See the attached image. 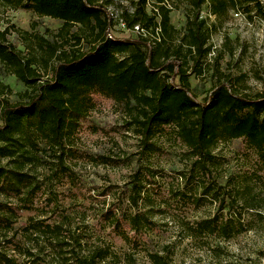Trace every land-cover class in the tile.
<instances>
[{
	"label": "trees",
	"instance_id": "16d2710c",
	"mask_svg": "<svg viewBox=\"0 0 264 264\" xmlns=\"http://www.w3.org/2000/svg\"><path fill=\"white\" fill-rule=\"evenodd\" d=\"M129 1L133 10L125 9L115 20L109 10L113 0H0L2 7L33 10L62 23L53 37L27 33L25 54L14 42L8 43L5 31L0 30V62L26 87L14 100L0 93V194L13 198L0 199V264H115L109 248L85 250L64 222L51 223L48 217L26 228L48 238L50 260L30 247L17 249L12 234L18 214L29 209L28 203L41 190L32 173L36 161L53 165L54 174L74 181L68 164V136L101 103L116 104L127 112L128 124L139 135L144 155L160 151L154 137L173 126L203 173H211L217 157L214 149L226 139H246L264 162V90L255 94L239 91L231 75L219 72L200 100L190 78L191 70L203 73V60L212 49L203 29L206 20H200L203 5L209 2L211 13L220 15L239 3L260 5V1L188 0L195 15L188 18L183 33L171 22L168 0ZM120 19L129 28L140 25L152 35L160 26V40L152 35L111 37ZM53 154L56 160L49 162L46 157ZM139 173L138 167L134 179L125 184L128 195L124 199L132 206H137L141 197ZM202 194L216 200L222 197L224 205L227 200L214 183L205 186ZM239 200L243 209H257L243 193L233 201ZM51 203L49 199L47 205ZM121 208L115 203L107 218L139 233L144 224L142 214H119ZM241 217L242 212L237 225L235 218L224 220L217 214L199 221L196 229L231 236L235 229L244 228ZM151 261L172 264L160 252L151 254Z\"/></svg>",
	"mask_w": 264,
	"mask_h": 264
},
{
	"label": "rangeland",
	"instance_id": "374dc122",
	"mask_svg": "<svg viewBox=\"0 0 264 264\" xmlns=\"http://www.w3.org/2000/svg\"><path fill=\"white\" fill-rule=\"evenodd\" d=\"M259 1L260 5L239 3L220 15L211 13L209 2L203 5L200 20H206L203 29L212 49L203 60V73L191 70L190 77L200 100L219 72L231 75L239 91L255 94L264 90V0ZM167 4L173 6L172 24L183 33L188 18L195 15L189 1L168 0ZM125 9L133 10L129 0H113L109 6L115 20ZM61 26L59 20L33 10L0 6V30L5 31L7 42H14L24 54L27 33L53 37ZM110 34L116 38L137 36L117 23ZM241 76L243 79L238 80ZM25 89L11 68L0 62L2 96L14 100ZM128 120L127 112L108 102L79 121L67 139L74 181L54 174L50 168L53 165L39 163L40 159L35 162L32 173L41 190L28 203L29 209L18 214L12 231L16 235L14 246L20 250L30 247L34 253L41 252V258L50 260L48 238L26 228L48 217L51 223L64 222L85 250L109 248L115 264H153L151 254L156 252L166 254L172 264H264V162L247 140H221L214 149L216 164L208 174L199 170L173 126L163 128L154 137L160 151L144 155L140 137ZM46 158L49 162L56 160L54 154ZM138 167L143 187L138 205L132 206L124 199L128 195L125 184L134 179ZM212 183L220 188V196H227L225 205L222 197L216 200L202 194ZM239 193L257 209H243L242 201H233ZM0 199L13 200L3 194ZM49 199L51 205H47ZM115 203L122 205L119 214H142L144 224L139 233L128 226L118 227L107 218ZM240 212L244 228L235 229L231 236L196 229L199 221L217 214L224 220L235 218L239 225Z\"/></svg>",
	"mask_w": 264,
	"mask_h": 264
},
{
	"label": "built area",
	"instance_id": "2783aa9c",
	"mask_svg": "<svg viewBox=\"0 0 264 264\" xmlns=\"http://www.w3.org/2000/svg\"><path fill=\"white\" fill-rule=\"evenodd\" d=\"M167 2H168V1H167ZM149 6H152V8H154V10L158 12V8H157L156 6H153L152 3L149 2ZM168 6H169L171 9L173 8V6L170 5V4H168ZM118 25H119V27H120L122 30H126V31H128V30L131 29V28H129V27L127 26V23H126L123 19H120V20L118 21ZM132 31H133L134 33H136L137 35H142V36H145V37H149V36L152 35L147 29L141 27L140 25H136V26H134V28H132ZM110 36L113 37L111 34H110ZM152 36H153L154 38L160 40V36H161V28H160V26L156 27L155 34L152 35Z\"/></svg>",
	"mask_w": 264,
	"mask_h": 264
}]
</instances>
